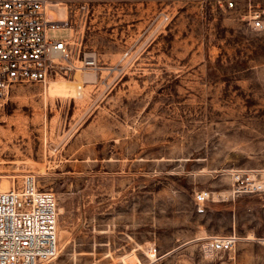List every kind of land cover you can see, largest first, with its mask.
Wrapping results in <instances>:
<instances>
[{"label": "rangeland", "instance_id": "rangeland-1", "mask_svg": "<svg viewBox=\"0 0 264 264\" xmlns=\"http://www.w3.org/2000/svg\"><path fill=\"white\" fill-rule=\"evenodd\" d=\"M49 1L70 53L0 104V181L31 172L56 196L43 264H264V193L230 175L264 170V0ZM229 232L231 250L202 251Z\"/></svg>", "mask_w": 264, "mask_h": 264}, {"label": "built area", "instance_id": "built-area-1", "mask_svg": "<svg viewBox=\"0 0 264 264\" xmlns=\"http://www.w3.org/2000/svg\"><path fill=\"white\" fill-rule=\"evenodd\" d=\"M49 0H0V104L14 83L47 82L59 59L70 53V37L50 38L49 27L68 26L64 18L48 11ZM232 6L233 1L227 0ZM252 27L261 24L260 13L250 14ZM83 63L96 65L93 55ZM234 189L240 193H264V170L233 169ZM209 189L195 192L197 212H204ZM239 236L234 232L205 237L201 249L207 255L231 250ZM57 244V200L52 190L38 186L34 173L27 172L17 186L0 189V264H43L55 257ZM155 251L156 249L153 248Z\"/></svg>", "mask_w": 264, "mask_h": 264}, {"label": "bare ground", "instance_id": "bare-ground-1", "mask_svg": "<svg viewBox=\"0 0 264 264\" xmlns=\"http://www.w3.org/2000/svg\"><path fill=\"white\" fill-rule=\"evenodd\" d=\"M49 3H48V5H50V6H53V5H60V3H58V2H56V1H53V2H50V1H48ZM89 77V76H88ZM95 79V78H94ZM81 85H78L77 86V88L75 87V90L78 92V93H82L81 92ZM1 183V185H0V189H8V188H11V186H10V184H9V180H7V179H3V180H1L0 181ZM58 252L59 251H57V254H58ZM57 254H56V256H57Z\"/></svg>", "mask_w": 264, "mask_h": 264}]
</instances>
